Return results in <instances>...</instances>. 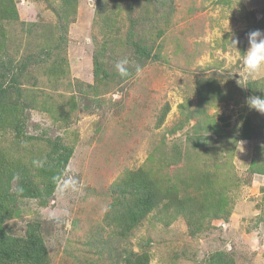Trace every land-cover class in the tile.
<instances>
[{
    "label": "rangeland",
    "instance_id": "obj_1",
    "mask_svg": "<svg viewBox=\"0 0 264 264\" xmlns=\"http://www.w3.org/2000/svg\"><path fill=\"white\" fill-rule=\"evenodd\" d=\"M74 1L13 0L19 22L0 59L18 114L1 124L0 166H33L36 178L55 143L73 155L44 203L16 202L8 230L22 236L40 222L49 264H124L126 251L150 264H264V114L247 103L264 97V69L250 74L243 62L248 34L264 33V0ZM139 39L151 58L134 55ZM124 59L127 75L115 67ZM139 169L161 193L193 201L163 202L123 234L107 223L112 188ZM218 206L227 220L213 219ZM199 212L191 229L182 213Z\"/></svg>",
    "mask_w": 264,
    "mask_h": 264
},
{
    "label": "trees",
    "instance_id": "obj_2",
    "mask_svg": "<svg viewBox=\"0 0 264 264\" xmlns=\"http://www.w3.org/2000/svg\"><path fill=\"white\" fill-rule=\"evenodd\" d=\"M66 3V7L75 2L74 0H62ZM159 7V0H144V2H155ZM1 3V0H0ZM6 9H0V15L6 21H0V50L2 46H5L9 41V34H7V27L11 24L19 22L18 10L13 3V0H9L6 4ZM68 5V6H67ZM67 8V9H68ZM66 9V15H67ZM101 14L100 12H97ZM67 33V31H64ZM135 50V56L137 59H149L152 57L151 50L147 47V44L142 40H137L133 46ZM94 77L96 80L105 78L106 70H104V64L100 59V56L94 58ZM6 69L3 66V62L0 59V129L1 124L10 122L14 119V116L10 118L14 113L18 114V108L13 101H7L9 96L10 86L6 84V81L11 76L5 73ZM12 83L16 80L11 79ZM208 97V95L206 96ZM219 100L223 101L220 97ZM21 105V104H20ZM22 106V105H21ZM24 108V107H23ZM23 108L21 111H23ZM19 110V112H21ZM17 114L15 116H17ZM3 118H10L2 121ZM231 116L221 117L220 122L223 128H229L231 126ZM21 123V121H20ZM19 123V124H20ZM18 124V126H19ZM251 120L248 119L247 126L244 132V140H249ZM19 129V128H16ZM55 150L53 154L44 160L41 167L35 168L37 177L43 179V184H36V178L31 177L33 166L21 164L15 167H6L2 160L0 166V264H49L50 258L48 255L47 246L45 244L41 223L36 221H29L26 226L25 234L22 236H14L11 231L8 230L7 222L17 214L14 209L16 202L22 198H33L40 200V203H44L51 195L54 194L55 189L61 180L69 162L73 155V149H69L66 146L61 145L59 142L54 144ZM126 180H122L119 183L113 185V198L111 214L112 220L107 218V223L116 224L121 233L125 234L132 231L141 223L146 217L151 214L161 203H165V209H176V204L183 202V206L191 204V200L186 199L182 201L178 198L177 193L172 194L169 192L161 193L158 189L157 182H155L149 173L143 169L137 171H129L125 174ZM15 191V192H13ZM193 201V200H192ZM203 203L206 213L211 211L212 208L208 207L206 202L200 201L194 204ZM189 208V207H188ZM115 213V216L113 215ZM188 225L191 229L193 226L196 228L197 222H190L198 217V219L204 218V213H182ZM175 215L179 216L177 212ZM213 219L225 218L228 216V212L222 207L218 206L217 210L212 212ZM227 220V218H225ZM118 223V224H117ZM198 229H202L199 225ZM124 264H150V257L147 254H136L133 252H124L123 254Z\"/></svg>",
    "mask_w": 264,
    "mask_h": 264
},
{
    "label": "clouds",
    "instance_id": "obj_3",
    "mask_svg": "<svg viewBox=\"0 0 264 264\" xmlns=\"http://www.w3.org/2000/svg\"><path fill=\"white\" fill-rule=\"evenodd\" d=\"M249 48L244 55V64L249 70L250 74H257L261 69H264V33L260 30L252 31L248 34ZM236 45V41H233ZM128 64V60L124 59L116 64L117 70L121 75H127V69L125 65ZM139 72L140 69L137 68ZM250 108L264 114V97L254 96L247 101Z\"/></svg>",
    "mask_w": 264,
    "mask_h": 264
},
{
    "label": "crops",
    "instance_id": "obj_4",
    "mask_svg": "<svg viewBox=\"0 0 264 264\" xmlns=\"http://www.w3.org/2000/svg\"><path fill=\"white\" fill-rule=\"evenodd\" d=\"M259 192L262 200L264 201V184H263V188H261Z\"/></svg>",
    "mask_w": 264,
    "mask_h": 264
}]
</instances>
